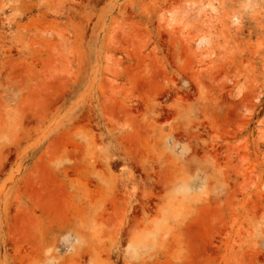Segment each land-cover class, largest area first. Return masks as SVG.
Here are the masks:
<instances>
[{
    "label": "rangeland",
    "instance_id": "rangeland-1",
    "mask_svg": "<svg viewBox=\"0 0 264 264\" xmlns=\"http://www.w3.org/2000/svg\"><path fill=\"white\" fill-rule=\"evenodd\" d=\"M0 264H264V0H0Z\"/></svg>",
    "mask_w": 264,
    "mask_h": 264
}]
</instances>
